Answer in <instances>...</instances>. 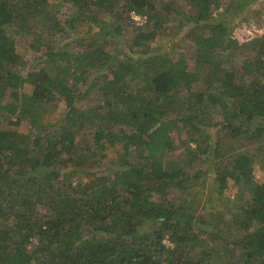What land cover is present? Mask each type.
<instances>
[{
    "label": "trees",
    "instance_id": "trees-1",
    "mask_svg": "<svg viewBox=\"0 0 264 264\" xmlns=\"http://www.w3.org/2000/svg\"><path fill=\"white\" fill-rule=\"evenodd\" d=\"M47 1L0 0V102L11 99L0 109L17 116L12 124L28 118L37 129L34 134L0 129V264H264V183L256 179L252 164L264 168V33L247 37L236 21L230 22L234 16L216 13V0H184L192 7L184 18L195 24L190 36L198 67L191 70L184 55H132L150 51L148 44L163 33L164 23L175 19L170 16L178 12L171 5L175 0L165 5L166 11L159 0H65L76 11L64 22L86 34L79 51L65 45L49 50V68L35 72L8 69L20 57L17 20L32 12L50 23L52 33L64 30L57 11L43 8ZM253 1H238L232 9L247 21L255 9L244 16L243 10ZM133 12L146 16V22L136 25ZM22 26L33 32L28 22ZM125 31L132 56L126 53L115 62L106 47ZM102 35L110 38L101 40ZM219 49L230 51L222 57ZM96 65L108 71L107 96L104 103L83 109L76 106L67 76ZM199 80L205 87L196 91ZM132 81L140 83L136 92L128 90ZM212 86L218 94L207 91ZM62 99L66 110L58 124L41 123L46 104L58 106ZM205 99L214 106L226 101L221 110L225 137L244 136L251 144L223 146L219 140L191 136L197 149L185 142V158L175 160L181 166L166 163L165 151L176 141L172 127L198 122ZM229 106L235 109L231 114ZM116 126H122L120 131H109ZM88 128L96 149L106 148L104 140L122 142L126 152L142 149L140 161H126L114 172L82 181L81 170L70 168L80 167L79 151L90 147L84 139ZM199 131L203 137L205 130ZM201 164L214 173L213 189L227 211L213 214L218 227L211 234L223 242L217 248H208L201 236L208 231L193 228L198 227L194 217L179 213L170 198L173 189H190L196 179L208 176ZM77 177L80 182L74 185L71 180ZM231 179L237 191L226 198ZM87 228L92 229L90 238L84 235ZM167 235L172 247L163 241ZM36 238L40 245L31 251L27 245ZM198 247L205 249L196 258Z\"/></svg>",
    "mask_w": 264,
    "mask_h": 264
},
{
    "label": "rangeland",
    "instance_id": "rangeland-1",
    "mask_svg": "<svg viewBox=\"0 0 264 264\" xmlns=\"http://www.w3.org/2000/svg\"><path fill=\"white\" fill-rule=\"evenodd\" d=\"M19 1V0H13ZM218 1V5L215 6L214 10L219 12L220 14L234 16L235 18H231V23L236 21L237 28H243L246 32V36L250 37L251 35L264 33V0H255L252 3L248 4L247 7L243 10V16L247 14V10L250 8H254L252 12H249L247 21L241 20L240 16L236 15V11L232 8L237 6L238 1L245 0H216ZM171 2V0H159L160 7L165 9V5ZM244 3V2H243ZM43 8H47L48 10L57 11V19L61 22V25L64 27V30L61 32L52 33V30L48 27L50 25L49 22L43 19L42 15H37L34 13H30L29 18H21L19 21L17 20L16 31H18L19 35L16 36V49L20 54L19 61L15 65L7 66L8 69H14L21 74H26L28 72L38 71L41 67L49 66L46 63V59H48V51L54 50L57 51L61 49V46H68L67 49H71L72 52L79 51V48L82 46V37H86L84 32L79 33L71 30L69 26L64 22L69 18L71 14H73L76 9H73L70 2H66L65 0H48L44 2ZM173 7L178 8V12L171 11L170 16L175 17V19H170L168 22L164 23L163 33L158 35L153 41H151L149 45V50L146 53H142V50H138L137 53H132L133 57L138 56H148L154 54H162L168 53L172 57H178L179 55H184L188 61L189 68L194 70L198 67V57L195 54L196 51V42L191 38V30L195 27V24L186 20L184 18L183 12L190 10L192 7L188 6L184 0H175V4H171ZM159 7V6H158ZM180 11V12H179ZM132 18V16H131ZM179 19V20H178ZM24 21L28 22L32 27V33L28 34L26 30V26H22ZM135 22V21H134ZM136 25H142L137 24ZM144 24V23H143ZM86 27V26H84ZM85 29V28H84ZM96 29H99L98 27ZM81 34V36H79ZM103 36H101V40H103ZM110 36V35H109ZM107 35L104 36V39H108ZM110 38V37H109ZM34 43L39 47V49H35L31 46ZM110 45L106 48L110 53H112V57H114L115 62L120 59H124L125 54L131 55V51L127 44L129 43V33L126 31L118 36L117 40H113L110 38ZM63 49V48H62ZM61 49V50H62ZM66 50V49H65ZM74 50V51H73ZM229 49L226 50H218V54L222 57L229 53ZM131 55V56H132ZM236 66L239 65V59L234 61ZM79 70L78 73H72L67 76V83L72 88L74 93L76 94V106L85 109L88 105L97 102H105V90L104 84L108 81V77L104 75L108 73L106 69H101L99 66H92L89 68L87 73H83ZM53 75V74H52ZM130 90L131 92H136L138 87L140 86L139 81L130 82ZM217 84H220L217 82ZM205 87V82L199 80L193 87L194 90H203ZM216 86L209 87L207 89L208 92H213L218 94L215 89ZM109 95L112 96L111 89ZM183 96V95H181ZM227 100L229 99L227 96L225 97ZM11 99L5 97L0 103L5 104L8 103ZM226 101H219V106H214L212 102L208 99H205L202 111H199V121L195 124H182L179 123L172 127L173 135L176 138L175 145L173 149H168L165 151L164 161L171 162L175 160L181 159L183 156L185 158L186 145L185 142L189 144L194 149H197L196 141L191 140V136H194L195 139H200L201 141L211 140L212 143L219 140V143L225 146L227 143L232 145L235 143L236 147H244L251 144V141L245 139L244 136H240L238 138H226L225 130L223 128V113L221 112L222 106L225 105ZM66 101L62 99V101L56 106L53 102L47 103L45 108H47L46 113L44 114L43 120L41 123L50 124L51 127H54V124H58L60 117L65 113L66 110ZM56 107V108H55ZM68 109V108H67ZM228 113H233L235 111L234 108L228 107ZM17 116L10 115V113L0 109V129H17L23 133L34 134L37 129L35 124L28 118L22 119L18 125L12 124L16 122ZM218 123L219 125H216ZM122 126H116L115 128H110L109 131L115 133L120 131ZM199 128L204 129L205 133L203 137H200L201 131ZM92 128L87 129V134L84 135V139H87L90 147L88 149H84V151H79L80 155L83 157V162L80 164V167H71L70 171L75 170V168L80 169L82 173L81 178L84 182H89L94 180L96 177L101 175L109 174V172L118 169L117 165H124V162L128 161L131 163H137L140 161V156L142 154V149L135 150L132 148L129 152H126L123 148L122 142H111L110 140H104L102 143L105 145V149L98 150L96 149V144L93 141V135L90 134ZM129 130V129H128ZM200 137V138H199ZM109 138V136H108ZM80 139V137H78ZM210 142V141H207ZM214 145V144H213ZM212 145V147H213ZM228 145V144H227ZM226 145V146H227ZM92 147V149H91ZM210 152V151H209ZM210 157L208 158L211 161L214 154L209 153ZM226 156V155H225ZM225 159V158H224ZM97 161V162H96ZM96 162V163H95ZM176 166H181L180 162L175 161ZM209 171L211 168L213 169V164L208 162ZM204 169H206L208 176H202L200 179H196L195 187L190 189H173L170 193V198H172V203L176 205L178 212H184L187 214H191L194 217L195 224L198 227H193L196 230H204L208 231L202 233V239L207 240L208 248L212 247H221L223 242L217 238V236H213L211 232L216 231L218 227V219L215 218V215L219 213V211L227 212L224 207V202L222 203L221 197L215 193L214 187V173H209L206 165H202ZM121 167V166H120ZM190 173L193 171L190 170ZM257 179L260 180L261 183L264 182V176L261 177L262 173L257 172ZM206 183L201 184L202 181ZM74 185H77L80 181L75 178L71 180ZM233 180H230V186L226 189L224 193V197L226 196H234L237 189L233 184ZM217 194V196L215 195ZM227 198V197H226ZM178 213V214H179ZM203 218V220H202ZM228 219V218H227ZM149 224H153L151 221H148ZM222 229L227 228L225 225H219ZM144 228H148L147 225ZM149 230L151 229L148 228ZM147 230L148 232H150ZM85 237H92V229L87 228L84 229ZM169 236L167 235L163 241L164 243L172 247V243L168 240ZM40 239L36 238L33 242L27 245L29 250L36 249L37 245H40ZM205 247H198L193 252V256L196 258L199 257L200 253L204 251ZM44 255L41 254V257Z\"/></svg>",
    "mask_w": 264,
    "mask_h": 264
},
{
    "label": "built area",
    "instance_id": "built-area-1",
    "mask_svg": "<svg viewBox=\"0 0 264 264\" xmlns=\"http://www.w3.org/2000/svg\"><path fill=\"white\" fill-rule=\"evenodd\" d=\"M131 16H132V19L135 21V23H137V24H143V23H145L146 22V16H142V15H140V14H137V13H135V12H133L132 14H131Z\"/></svg>",
    "mask_w": 264,
    "mask_h": 264
},
{
    "label": "crops",
    "instance_id": "crops-1",
    "mask_svg": "<svg viewBox=\"0 0 264 264\" xmlns=\"http://www.w3.org/2000/svg\"><path fill=\"white\" fill-rule=\"evenodd\" d=\"M253 156H254V155H253ZM256 162H257V161H256ZM256 162H255V163H252V164H254V166H255V167H254V168H255V171H254V173H255V177H257V175H256L257 172H261V173H262L261 177H262V176H264V170H263L264 168H263L258 162H257V163H256ZM257 178H258V177H257ZM257 178H256V179H257ZM259 181H260V180H259ZM260 183H261V182H260ZM263 183H264V182H263Z\"/></svg>",
    "mask_w": 264,
    "mask_h": 264
}]
</instances>
